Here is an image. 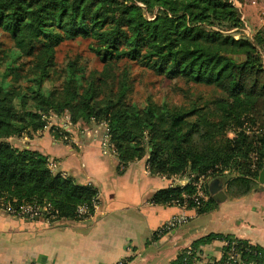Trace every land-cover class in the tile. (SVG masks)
Wrapping results in <instances>:
<instances>
[{
  "label": "trees",
  "instance_id": "obj_1",
  "mask_svg": "<svg viewBox=\"0 0 264 264\" xmlns=\"http://www.w3.org/2000/svg\"><path fill=\"white\" fill-rule=\"evenodd\" d=\"M244 28L230 0H0V33L12 41L8 50L0 46V197L50 203L57 219H81L76 208L83 203L93 212L95 187L51 171L46 155L7 140L31 136L51 114H67L71 124L105 121L118 164L146 157L153 174L208 173L230 198L256 189L264 166V33ZM77 37L89 39L101 67L67 56L54 76L57 46ZM123 60L208 92L185 93L180 103L150 96L137 103ZM17 78L26 85L17 86ZM254 124L255 133L247 129ZM183 188L190 190L160 189L153 201L173 203ZM215 206L209 196L197 210ZM215 238L229 244L221 261L232 247L244 263L264 264L263 247L229 234H209L192 246ZM194 258L183 250L169 264Z\"/></svg>",
  "mask_w": 264,
  "mask_h": 264
},
{
  "label": "crops",
  "instance_id": "obj_2",
  "mask_svg": "<svg viewBox=\"0 0 264 264\" xmlns=\"http://www.w3.org/2000/svg\"><path fill=\"white\" fill-rule=\"evenodd\" d=\"M101 132L97 123L79 121L68 127L66 139L47 130L7 139L16 147L38 150L56 162L57 171L95 187L100 202L91 218L78 220L23 219L0 211V264H114L120 259L124 264H169L183 250L195 257L191 264H208L221 257L224 240L192 243L209 234H229L264 248V184L217 201L210 192L214 180H209L206 192L216 206L188 209L186 223L153 238L156 227L181 210L174 203L153 201L171 179L151 173L146 157L118 164L115 153L103 151Z\"/></svg>",
  "mask_w": 264,
  "mask_h": 264
},
{
  "label": "built area",
  "instance_id": "obj_3",
  "mask_svg": "<svg viewBox=\"0 0 264 264\" xmlns=\"http://www.w3.org/2000/svg\"><path fill=\"white\" fill-rule=\"evenodd\" d=\"M68 118L67 114L62 115ZM62 120L61 116L57 115H49L47 117L46 124L39 129L37 132H42L44 130L54 131L57 133H62V130L68 131L69 122L66 123L62 121L60 124H55L56 119ZM102 128L101 135V147L104 152L111 151L115 153V149L113 143L111 142V135L109 133V129L107 123L105 121H101L97 123ZM247 129L251 132L258 131V125H250ZM63 138H68L65 133H62ZM116 154V153H115ZM47 166L48 168L56 172L57 166L56 162L53 159L47 158ZM62 176H65L63 172H60ZM171 179V185L177 183L180 186H189L190 190L182 189L179 197L173 201L174 204L180 207V212L171 216L166 221L161 223L156 229L153 231V238L160 237L178 226L186 223L190 219V215L186 213V211L190 208H197L202 202L206 201L208 198V194L206 192V185L209 181V175L206 174H193L187 173L183 175H172L169 177ZM100 202L99 193L95 195L91 202V207L93 212L89 211V206L85 203L77 205L76 215L81 219L91 218L98 209ZM0 211L23 219H39L42 218L46 221L57 219L58 211L55 209L50 203H45L40 205L34 199L27 201L17 202L15 199L7 200L4 197H0ZM223 245H229L228 241H224ZM193 262V261H192ZM114 264H124L122 259L118 260ZM210 264H251V262H243L240 252L236 251L232 247H230L229 254L224 261L219 259H212Z\"/></svg>",
  "mask_w": 264,
  "mask_h": 264
},
{
  "label": "rangeland",
  "instance_id": "obj_4",
  "mask_svg": "<svg viewBox=\"0 0 264 264\" xmlns=\"http://www.w3.org/2000/svg\"><path fill=\"white\" fill-rule=\"evenodd\" d=\"M235 4L238 11L246 19L243 20L245 24L244 31L251 35L250 30L253 28H260L264 33V0H230ZM243 18V19H244ZM235 37L237 35H234ZM89 39L77 37L75 39L65 40L57 46L56 50V66L52 70L54 76L58 75L60 69L67 56H79V61L85 68H100L102 63L100 60L88 49L87 45ZM0 46L8 50L12 46V41L6 34L0 33ZM264 63V52L261 51ZM9 59V57H7ZM20 63H25V59H20ZM124 64L129 69L131 89L129 91V98L137 103H142L147 96H150L156 101L166 100L168 102L180 103L184 99L185 93L192 91L208 92V87L186 82L182 78L170 79L150 69H146L135 62L123 60ZM27 65V64H26ZM21 67L20 73L25 75L27 66ZM3 66L0 67L2 69ZM12 75H9L11 77ZM17 86H25L26 80L22 78L15 79ZM49 83L47 82L46 85ZM59 81H54L53 85L57 86ZM231 136V135H230ZM10 143V142H9Z\"/></svg>",
  "mask_w": 264,
  "mask_h": 264
},
{
  "label": "water",
  "instance_id": "obj_5",
  "mask_svg": "<svg viewBox=\"0 0 264 264\" xmlns=\"http://www.w3.org/2000/svg\"><path fill=\"white\" fill-rule=\"evenodd\" d=\"M258 182L259 184H264V166L259 172ZM210 192L212 193L213 198L217 201H223L227 196L226 193L221 189V184L217 179H214L212 182V185L210 186Z\"/></svg>",
  "mask_w": 264,
  "mask_h": 264
},
{
  "label": "bare ground",
  "instance_id": "obj_6",
  "mask_svg": "<svg viewBox=\"0 0 264 264\" xmlns=\"http://www.w3.org/2000/svg\"><path fill=\"white\" fill-rule=\"evenodd\" d=\"M61 118H62V120H60V118L59 119H56V125L57 124H60L62 121H64V122H66V123H68L69 122V120H68V118H66V117H64V116H61ZM71 125V123L69 122V125H68V127ZM68 129V128H67ZM62 132H65V133H67V130H62ZM67 136V135H66ZM65 139V138H64Z\"/></svg>",
  "mask_w": 264,
  "mask_h": 264
}]
</instances>
